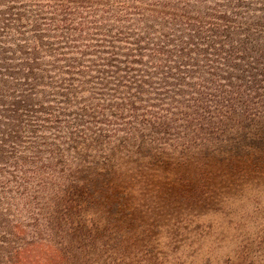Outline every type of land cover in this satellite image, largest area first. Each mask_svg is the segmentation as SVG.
Returning a JSON list of instances; mask_svg holds the SVG:
<instances>
[{"label":"rangeland","instance_id":"1","mask_svg":"<svg viewBox=\"0 0 264 264\" xmlns=\"http://www.w3.org/2000/svg\"><path fill=\"white\" fill-rule=\"evenodd\" d=\"M163 2L172 7L154 10L166 12L165 35L177 46L187 41L183 23L193 29L202 22L221 25L235 33V40H241L244 36L239 33L254 22L250 18L264 17V0ZM255 24L261 27L252 30L256 37L251 41L254 49L249 61L224 59L231 68L241 65L240 71H232L237 79L228 82L217 78L223 86L219 89L201 82L208 88L197 87L214 99L208 104L216 116L194 121L189 129L160 135L167 145L157 148L166 149L164 161L155 162L160 153L151 150V137L143 130L150 117L138 118L131 112L122 117L102 115L101 107L110 103L96 96V100L82 102L75 113L63 118L75 141L67 139V132L52 131L45 140H38L40 145L32 144L31 153L21 154L23 161L15 167L0 164V219L19 222L26 231L21 244H56L55 248L71 259L79 253L80 239L76 241L74 228L52 230L49 222L54 214L49 209V198L42 200L29 192L30 186L40 189L49 183L46 173H38L43 171L46 160L53 158L56 166L59 160L72 167L121 164L135 175L134 180L122 186L112 184L116 196L106 199L102 211L90 212L89 219L98 229L94 233L101 244L91 251L90 258L104 259L106 264H264V47L258 50V45L264 44V19ZM257 35L263 37V42L256 43ZM194 43L199 50H206L197 39ZM210 54L213 52L200 53L199 68H182L181 76L187 83H197L191 75L196 77L199 71L208 78L203 72H216L213 66L226 68L221 65L222 57ZM230 84L234 85L228 87ZM151 104L165 108L160 102ZM58 136L63 145L50 157L54 147L48 149L41 143H57ZM28 192L29 200L24 197ZM29 201L32 212L34 203L46 205V210L35 212L38 215L30 219L24 210L26 206L28 210ZM116 203L118 210L114 208ZM34 224H38L39 231ZM7 239L0 229V244L1 240L7 243Z\"/></svg>","mask_w":264,"mask_h":264},{"label":"trees","instance_id":"2","mask_svg":"<svg viewBox=\"0 0 264 264\" xmlns=\"http://www.w3.org/2000/svg\"><path fill=\"white\" fill-rule=\"evenodd\" d=\"M163 1L166 0H0V164L15 167L23 161L21 154L31 153L32 144L40 145L38 140H45L52 131L67 132V139L75 141L63 118L75 113L82 102L96 100V96L110 103L101 107L102 115L122 117L131 112L138 118L150 117L143 130L151 137V150L167 146L160 135L189 129L194 121L209 120L208 115L213 119L216 112L210 111L208 103L214 99L197 87L207 89L203 83L219 89L223 86L217 78L228 82L237 79L233 72L240 71L241 65L231 68L228 61H249L254 49L251 41L256 37L252 30L261 27L255 23L264 17H251L254 22L239 33L244 36L241 40H235V33L221 25L202 22L193 29L183 23L187 41L177 46L165 35L166 12L154 10L172 7ZM257 36L259 43L263 37ZM195 39L206 50H199ZM258 47L261 52L264 44ZM210 51L211 56L228 60L221 63L226 68L213 66L216 72H203L208 78L200 71L196 77L189 71L186 75L197 83H187L181 76L182 68H199L200 53ZM236 93L241 96V92ZM187 97L193 98L187 101ZM154 102L165 108L151 104ZM61 139L58 136L57 143L43 142L41 146L54 147L49 151L53 157L63 145ZM165 150L157 151L160 156L155 157V162L164 161ZM51 159L38 173H46L49 183L37 190L30 186L29 192L42 200L49 198V209L54 214L49 222L52 230L74 228L76 241L80 239L79 253L71 259L62 255L56 244H21L26 231L19 222L0 219V229L8 236L7 243L1 240L0 264H106L104 259L90 258L91 251L101 246L90 212L102 211L106 199L116 196L112 184L122 186L134 180L135 175L121 164L72 167L59 160L56 166ZM29 192L24 195L27 200L31 198ZM31 206L29 201L28 210L27 206L24 209L30 219L38 215L35 212L46 210V205L34 203L32 212ZM114 208L118 210L119 204ZM33 228L39 231L38 224Z\"/></svg>","mask_w":264,"mask_h":264}]
</instances>
